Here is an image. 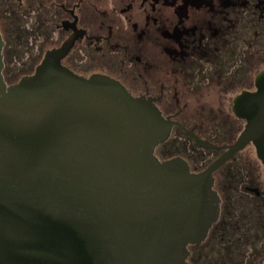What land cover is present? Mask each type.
<instances>
[{
  "label": "water",
  "instance_id": "95a60500",
  "mask_svg": "<svg viewBox=\"0 0 264 264\" xmlns=\"http://www.w3.org/2000/svg\"><path fill=\"white\" fill-rule=\"evenodd\" d=\"M4 43L0 31V264H191L220 215L214 171L253 143L264 172V69L233 100L239 137L193 171L156 154L173 121L152 100L62 64L70 43L13 82Z\"/></svg>",
  "mask_w": 264,
  "mask_h": 264
},
{
  "label": "flooded vegetation",
  "instance_id": "af4514ba",
  "mask_svg": "<svg viewBox=\"0 0 264 264\" xmlns=\"http://www.w3.org/2000/svg\"><path fill=\"white\" fill-rule=\"evenodd\" d=\"M0 31L3 50L8 38L27 43L33 62L68 42L63 65L152 100L173 121L156 154L180 155L193 171L239 137L245 119L233 100L264 69V0H0ZM248 145L260 161L248 143L213 173L220 215L188 246L191 264H264V172Z\"/></svg>",
  "mask_w": 264,
  "mask_h": 264
},
{
  "label": "rangeland",
  "instance_id": "374dc122",
  "mask_svg": "<svg viewBox=\"0 0 264 264\" xmlns=\"http://www.w3.org/2000/svg\"><path fill=\"white\" fill-rule=\"evenodd\" d=\"M3 36L4 38H7L6 37L7 33L6 35L4 33ZM12 41H10V39L8 38V41L6 42L5 50H4V54H5L4 56V62H5L4 70L5 71L4 72H5V79L8 82L16 81L26 71H28L27 73L32 72L34 69V63L36 64L40 60L39 58L35 62H33L30 59L31 49L29 50L26 48L27 43H23L20 41L13 43ZM157 153L160 155L163 154L160 148L157 150ZM243 153L244 154L249 153L254 159L257 160L255 153H254V147L252 145H248L243 150ZM192 162L194 163L195 161H192ZM200 162H202V160H200ZM257 162L260 164V161L257 160Z\"/></svg>",
  "mask_w": 264,
  "mask_h": 264
},
{
  "label": "trees",
  "instance_id": "16d2710c",
  "mask_svg": "<svg viewBox=\"0 0 264 264\" xmlns=\"http://www.w3.org/2000/svg\"><path fill=\"white\" fill-rule=\"evenodd\" d=\"M5 50V49H4ZM4 50H3V53H4ZM4 56H5V54H4ZM5 70H3V73H4V77H5V72H4Z\"/></svg>",
  "mask_w": 264,
  "mask_h": 264
}]
</instances>
